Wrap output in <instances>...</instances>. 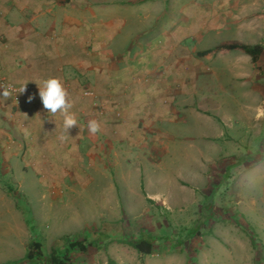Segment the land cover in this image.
Here are the masks:
<instances>
[{"label":"rangeland","instance_id":"rangeland-1","mask_svg":"<svg viewBox=\"0 0 264 264\" xmlns=\"http://www.w3.org/2000/svg\"><path fill=\"white\" fill-rule=\"evenodd\" d=\"M199 3L212 6L214 2ZM162 31L142 32L147 33L142 41H152L147 51L162 44L158 41ZM192 37L186 45L199 50L208 47L210 39V46L251 41L235 28L206 29L203 37ZM130 47L136 48V44ZM221 64L215 62L212 68ZM65 78L59 77L68 98L76 103L89 101L94 115H106L98 92L84 80L77 83ZM259 84L264 87V75ZM28 86L29 93L38 91V86ZM214 87L219 97L214 95L206 104L213 116H205L203 122H191L185 130L183 125L176 127L164 119L153 130L156 136L148 137L149 131L147 137H140L145 141L131 140L138 146L137 154L124 156L121 166L104 151L109 164L105 166V161H98L102 153L95 151L94 160L82 164L90 177L86 187L72 186L74 160L58 142L63 131L55 128L53 132V125L46 126L57 115L41 112L45 125L36 118L37 133L42 137L39 141H45V136L49 139L45 147L38 144L39 158L29 161L22 155L24 147L18 146L26 142L32 150L35 125L12 111L13 124H8V131L14 142L9 150L13 157L3 156L7 153L0 150V264H29L26 255L34 242L43 245L45 259L39 264H50L52 255L69 258L74 264H145L143 257L118 240L124 237L130 241L135 236L152 239L161 253L148 258L146 264H264V106L263 114L256 108L264 103V90L253 95V102L243 97L240 88L235 92L232 86L223 94L220 87ZM0 90H4L1 83ZM86 92L94 94L88 97ZM19 103L13 99L10 106L15 109ZM183 114H178L180 120L189 116ZM125 118L123 110L113 111L114 135L126 132L127 127L118 128V120H128L126 124L134 120ZM86 144L92 148L94 140ZM64 170L67 173L63 174ZM148 196L158 197L151 203ZM85 239L94 243L86 253L71 248V243Z\"/></svg>","mask_w":264,"mask_h":264},{"label":"crops","instance_id":"crops-1","mask_svg":"<svg viewBox=\"0 0 264 264\" xmlns=\"http://www.w3.org/2000/svg\"><path fill=\"white\" fill-rule=\"evenodd\" d=\"M200 1L0 0L2 76L10 84L20 87L25 84L37 86L50 77H68L77 83L81 79L89 88L99 93V103L106 108V115L99 117L94 115V107L89 101L76 103L73 98H68L73 105L70 111L75 110L77 127H73L68 133L62 132L67 139L62 142L58 138V142L60 146H65L74 160L73 171L70 169L71 176L74 177L73 187H86L90 182L89 173L83 170L82 164L86 159L94 160L97 156L95 151L102 153L99 154L98 161H105V166L109 164L106 157H103L104 151L112 154V161L116 160L115 164L121 166L124 156L129 153L137 154L138 146L131 140L141 141L140 137L143 134L147 137L149 131L148 137L156 136V131L153 130L164 119L176 127L183 125L186 130L189 123H201L205 116L212 117L206 104L215 96L219 97L214 86L220 87L219 92L223 94L232 86L235 92L240 88L245 93L243 97L253 102L256 101L253 95L263 92L264 87L259 82L264 75V0H213L212 6L201 5ZM227 28L243 31L251 40L228 42L262 47L258 63L255 64L253 58L241 49L216 52L217 45L210 46L212 39L209 40L208 47L202 50L190 49L186 45L191 36L194 38L198 34L203 37L206 29L218 31ZM145 30H163L162 37L158 40L162 44L147 51V47L152 46V41H142L146 38L147 33H142ZM196 31L200 33H195ZM132 44H136V48L130 47ZM231 53L237 54L231 57ZM219 61L222 63L221 67L213 69L214 63L218 64ZM36 90L38 91L34 94L26 92L21 95L18 108L14 107L15 109H12L13 105L10 106L13 98L0 96V150L7 153L2 154L5 157H13L9 150L14 142L8 131V124H13L11 117L14 110L22 120L25 118L35 125L32 130L35 132L32 150H28V145L23 141L24 146H18L19 149L24 147L23 156L29 157V161L39 158L36 155L39 153L38 144L42 148L48 142V136H45V141L42 140L43 143L40 142L42 137L37 133L36 118L42 121L41 112L45 109L38 95L39 89ZM29 97H33L31 101ZM5 100L7 104L4 105ZM263 106L264 103L256 106L258 112L262 113ZM140 107L144 111H140L143 110ZM118 110H123L127 119L134 118L133 124H126L128 120H118V128L122 125L127 127L123 135H114L112 130L114 126L111 116L113 111ZM179 113L180 116L182 113L183 116L189 113V116L180 120ZM260 113L258 114L261 115ZM59 114H56V120L52 118L50 122H46V126H54L53 132L56 131L55 128L63 131V116ZM91 119L97 120L101 125V130L96 135H91L88 131L87 125ZM97 136L100 137V142ZM207 139L210 141L215 138ZM90 140H94L92 148L86 144ZM145 140L143 138L142 141ZM124 142H128V145H123ZM117 148L119 151H116ZM201 154L204 155L203 152ZM98 171L101 170L98 168ZM64 173L67 171L64 170ZM157 197L148 196L147 199L152 203L156 202ZM124 239L126 238L118 240L123 243ZM138 239L135 236L132 240ZM112 242L113 239L110 240L109 236V243ZM133 251L138 257H143L145 264L148 258H156V254L160 253L156 243L151 256L140 255L134 249Z\"/></svg>","mask_w":264,"mask_h":264},{"label":"clouds","instance_id":"clouds-1","mask_svg":"<svg viewBox=\"0 0 264 264\" xmlns=\"http://www.w3.org/2000/svg\"><path fill=\"white\" fill-rule=\"evenodd\" d=\"M25 86L26 84L19 89V93L26 90ZM37 86L39 89L38 95L41 99L43 108L53 115L60 113L63 116V132L68 133L70 129L77 127V119L70 111L73 105L68 99V91L61 80L59 78L50 77L37 84ZM0 95L9 97L11 95L10 87H5ZM32 98L33 97H29V101H31ZM25 115L27 114L25 113ZM87 127L91 135H96L101 130L100 123L95 119L89 120ZM59 139L63 142L67 139V136L61 134Z\"/></svg>","mask_w":264,"mask_h":264},{"label":"trees","instance_id":"trees-1","mask_svg":"<svg viewBox=\"0 0 264 264\" xmlns=\"http://www.w3.org/2000/svg\"><path fill=\"white\" fill-rule=\"evenodd\" d=\"M237 49L244 50L248 55L253 58L254 63H258L259 57L263 51L261 46H248L239 42H225L215 48L216 52L235 51ZM13 188L11 192H13ZM150 201V200H148ZM124 244L134 249L138 254L143 256H151L154 254L155 241L148 237H140L138 240L124 241ZM93 242L89 240L77 241L71 243L73 250H78L80 253H86L90 246H93ZM45 254L43 252V245L41 242H34L26 255V260L29 264H39L38 261H43ZM5 264H14L13 262ZM17 264V263H16ZM19 264V263H18ZM50 264H74L69 258L58 259L55 255H52Z\"/></svg>","mask_w":264,"mask_h":264},{"label":"built area","instance_id":"built-area-1","mask_svg":"<svg viewBox=\"0 0 264 264\" xmlns=\"http://www.w3.org/2000/svg\"><path fill=\"white\" fill-rule=\"evenodd\" d=\"M0 83L1 85L5 88V87H10L11 90V97L16 101V102H20V97L21 95L25 94L26 92H29L30 89L29 86L26 87V90L22 93H19V89L21 88L20 86H16L13 84H10L5 77L2 76L1 72H0ZM94 93H90V92H86L85 96L91 97Z\"/></svg>","mask_w":264,"mask_h":264}]
</instances>
